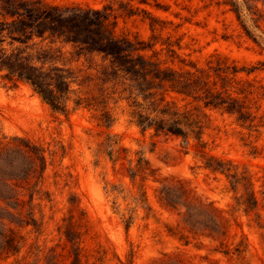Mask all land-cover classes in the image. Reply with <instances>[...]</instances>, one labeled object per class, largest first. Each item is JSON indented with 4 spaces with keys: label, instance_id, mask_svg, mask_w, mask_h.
Segmentation results:
<instances>
[{
    "label": "trees",
    "instance_id": "obj_1",
    "mask_svg": "<svg viewBox=\"0 0 264 264\" xmlns=\"http://www.w3.org/2000/svg\"><path fill=\"white\" fill-rule=\"evenodd\" d=\"M258 2L264 7V0L223 1L237 19L244 14V8L249 14L258 15L262 10ZM112 11L111 6L0 0V71H5L4 76L14 83L27 82L52 111L67 116L70 110L85 108L107 127L115 120L109 93L120 87L114 103L125 101L128 121L142 134L151 131L153 136L178 138L182 152L192 154L197 168L215 178H224L223 191L230 193L232 200L226 207H219L213 200L204 201L194 195L181 179L157 177L156 169L141 151H135L134 160L126 158L122 152L127 150L112 135L106 155L113 165L120 158L127 159L125 170L130 181L139 179L134 201L150 209L144 182L151 178L159 183L154 187L158 203L178 216L176 227L168 226L171 235L185 245L189 241L184 229L193 237H208L216 242L212 252L228 260H242L249 248L247 236L241 232L235 241L237 234L230 238L229 232L233 225H241L240 216L251 214L257 228L264 229L255 190L256 180L261 179L264 186V168L255 179L247 167L211 153L204 135L212 112L233 117L241 129L256 131L264 127V82L249 78L255 68L239 65L234 59L216 54L214 60L208 58L200 65L182 57L173 46L181 49V44H174L169 38L157 39L152 33L144 39L137 34L118 33ZM133 11L132 7L127 8L126 15L134 14ZM58 41L70 44L79 55L101 56L105 65L96 70L99 83L95 94H82L73 86L82 85L77 75L57 64L50 51ZM43 42L45 45H40ZM36 45L40 48L36 49ZM49 62L51 66L46 67ZM53 152L26 136H0V259L13 257L17 264L26 259V264H88L81 245L84 213L76 197L68 201L69 210L78 212L77 220L72 219L73 215L63 217L57 226L64 241L62 251L56 246H41L37 240L24 250L27 234L38 237L44 230L41 203H51L52 197L42 183ZM261 193L264 198V190ZM130 217L123 216L125 227L129 226ZM147 264L187 263L165 253Z\"/></svg>",
    "mask_w": 264,
    "mask_h": 264
},
{
    "label": "rangeland",
    "instance_id": "obj_2",
    "mask_svg": "<svg viewBox=\"0 0 264 264\" xmlns=\"http://www.w3.org/2000/svg\"><path fill=\"white\" fill-rule=\"evenodd\" d=\"M49 1L94 8L111 6L118 33L137 34L144 39L152 33L157 39L169 38L174 44H181V49L173 46L182 57L200 65L208 58L214 60L216 54L234 59L239 65L255 68L249 78L264 82V7L259 2L258 7L262 10L258 15H251L244 8V14L237 19L224 0ZM130 7L134 14L127 16L126 10ZM43 43L40 45H45ZM40 45L35 48L39 49ZM51 46L50 53L57 58V64L70 68L82 83L73 86L82 94H95L98 91L96 83H99L96 70L105 65L101 56L79 55L70 44L59 41ZM45 66H51V62ZM4 73L0 71V136H26L54 151L42 183L52 197L51 203H41L44 230L38 237L28 233L24 250L37 240L41 246H56L62 251L64 241L57 226L63 217L68 219L73 215L72 219L77 220L78 212L69 210L68 201L76 197L84 213L81 245L88 264H129V260L130 264H147L165 253L175 255L187 264H264V229L257 228L253 214L240 216L241 225H233L229 232L230 238L237 234L235 241L241 232L245 233L248 251L242 260H228L211 251L216 242L208 237H193L184 229L182 232L189 241L185 245L169 233L168 226L176 227L178 216L158 203L154 191L158 182L151 178L144 182L150 209L134 201L139 179L135 183L130 181L125 170L127 159L120 158L113 165L106 155L112 135L115 136L111 138L127 150L122 152L127 154L126 158L134 160L135 151H141L150 166L156 169L157 177L181 179L194 195L204 201L213 200L219 207H226L232 200L231 194L223 191L224 178L218 175L215 178L197 168L192 154L182 152L178 138L153 136L151 131L142 134L128 121L125 101L114 103L120 87L109 93V106L115 120L107 127L92 117L93 111L85 108L70 110L67 116L52 111L27 82L14 83ZM262 109L264 100L261 101ZM204 137L211 153L247 167L255 179L262 174L264 127L256 131L241 129L233 117L212 112L211 124ZM255 190L259 199L258 211L264 222L261 179L255 181ZM35 211L39 215L38 206ZM128 215L131 216L130 224L125 227L123 216ZM26 261L28 259L21 264ZM0 264L17 263L10 257L0 259Z\"/></svg>",
    "mask_w": 264,
    "mask_h": 264
}]
</instances>
